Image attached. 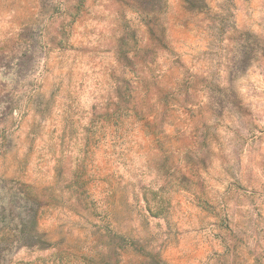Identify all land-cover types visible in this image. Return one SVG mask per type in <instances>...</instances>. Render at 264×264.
<instances>
[{
	"label": "rangeland",
	"instance_id": "1",
	"mask_svg": "<svg viewBox=\"0 0 264 264\" xmlns=\"http://www.w3.org/2000/svg\"><path fill=\"white\" fill-rule=\"evenodd\" d=\"M28 2L35 0H11L13 4ZM60 3L70 7L61 11ZM84 5L85 0H50L41 9L42 14H52L49 26L38 24L35 31L26 27L17 35L27 47L13 45L11 59L0 55V68L6 76L16 64L13 92L20 90L45 34L49 50L67 56L73 64L87 57L83 75L94 77L81 79L63 96L60 88L31 96L28 107L40 123L28 121L23 145L0 135V239L7 232L4 226L36 221L35 235L44 234L45 240L41 246H30L17 264H264V188L247 176L222 184L214 179L212 166L205 161H201L195 191L182 187L181 198L168 204L182 221L175 244L157 250L155 237L149 235L152 225L147 217L158 214L153 210L158 193L148 189L154 180L151 165L158 163L167 175L171 170L166 151L194 146L200 133L196 122L198 92L206 84L203 77L184 80L183 69L193 61L200 62L197 48H210L211 44L196 42L190 34L180 32L176 39L182 47L174 52L176 59L171 66L153 69L147 63L149 45L158 37L148 27L151 21L142 29L126 25L114 41L89 47L92 41L88 35H94L95 30L78 31ZM205 10L210 11L206 0H187L185 12L190 17L201 16ZM64 15L67 21L53 26L56 21L52 17ZM4 16L0 10V31ZM206 19L207 31L215 40L222 45L227 39L232 45L228 81L234 87L264 57V38L246 28L236 29L235 23L229 25L218 17ZM189 23L185 21L181 28L188 29ZM214 58L208 54L207 63ZM59 63H64L63 59ZM113 65L121 66L119 75ZM6 87L0 82V89ZM250 95L248 115H252L253 104L264 107L257 103L259 93L253 90ZM226 102L222 94H210L211 114H216V107L222 111ZM0 104L5 105L0 124L7 125L19 102L11 92H5L0 95ZM28 115L26 111L25 120ZM168 122L190 125L191 130L188 135L161 139V125ZM190 183L193 181L187 176L176 181L179 186ZM12 185L18 187L6 188ZM164 191L162 186L160 192ZM220 193L224 199L218 201ZM141 203L142 210L136 211L133 205ZM26 208L29 214H22ZM8 211L22 216L3 220L2 213ZM134 215L140 218L139 224L131 223Z\"/></svg>",
	"mask_w": 264,
	"mask_h": 264
},
{
	"label": "clouds",
	"instance_id": "2",
	"mask_svg": "<svg viewBox=\"0 0 264 264\" xmlns=\"http://www.w3.org/2000/svg\"><path fill=\"white\" fill-rule=\"evenodd\" d=\"M49 2L50 0H35L34 3L13 4L11 0H0V10L5 12L4 28L0 31V55L11 59L13 45L20 48L27 47L17 35L26 27L31 26L35 31L38 24L44 28L49 26L51 12L42 14L41 11ZM72 2L75 3L76 0ZM206 2L210 11L205 10L201 16L190 17L185 12L187 0H85L83 23L78 26L80 33H84L85 29L95 30L94 35H88V40L92 41L89 47H92L97 42L104 45L109 40L114 41L125 30L126 25L129 28L142 29L145 23L151 21L148 27L153 29L158 37V40H154L149 45L151 54L147 63H150L153 69L171 66L172 61L176 59L174 52L182 47L177 44L176 39L180 32L190 34L196 42L211 44L210 48H197L201 56L200 62L193 61L183 69L184 80L193 81L203 77L206 84V88L198 92L197 107L200 112L196 116V122L200 127V133L194 141V146L188 145L187 148L179 150L173 148L171 151H166L165 154L170 158L171 170L167 175L166 170L160 169L158 163L152 162L151 165L154 180L148 184V189L158 193L153 203V210L158 211V214L156 217L148 216L147 220L152 225L149 235L155 237L153 246L157 250L175 244L177 228L182 229V221L178 218L177 210L169 209L168 204L181 198L182 187L188 188L190 192L195 191L194 182L200 179L201 161L212 166L214 179H219L222 184L230 183L233 178L247 176L254 180L256 185L264 188V107L258 108L253 104L252 115L246 112L249 100L252 98L250 93L253 90L260 94L257 103L264 105V76H261V73H264V57L259 59L258 64L254 63L248 69L249 75L243 80H237L233 87L228 81V57L233 54L229 51L232 45L227 39L222 45L219 44V41L207 31L206 19L207 16L218 17L229 25L235 23L236 29L246 28L264 38V0H206ZM60 7L61 11H64L70 6L60 3ZM52 19L56 21L53 26H58L60 20L67 21V15ZM185 21H190L186 30L181 28ZM47 41V34L40 38L42 47L35 51V60L26 69L19 91L13 92V85L16 83L15 62L10 75L6 76L5 70L0 68V82L7 85L6 88L0 89V95L11 92L19 102L17 109L8 118L9 123L0 124V135L6 134L15 139L17 145H23L28 121L40 123L39 117L35 116L28 107L31 96L37 92L47 93L53 88H60L63 96L65 92L75 89L81 79H94L91 73L87 77L83 75L87 71L84 68V64L88 63L87 57H81L73 64L67 56L54 50L50 51ZM184 47L186 51L187 48ZM208 54L215 56L210 64L207 63ZM60 59H63L64 63H59ZM91 66L89 64V67ZM113 67L119 75L122 71L121 66L113 65ZM72 73L76 75L72 76ZM245 83L247 87H240ZM75 94L73 92V95ZM210 94H222L227 97L226 106L222 111L218 107L214 108L215 115L211 114L209 108ZM4 107V104H0V112ZM26 111L29 113L27 120L24 119ZM13 123L15 127L12 126ZM190 130V125L168 122L161 125L160 136L163 139L181 133L188 135ZM20 151L23 152V147ZM15 154L16 150H13L12 155ZM181 176L189 177L193 183L177 185L176 181ZM162 186L165 187L164 192H160ZM7 187L15 190L18 186ZM223 199L224 195L220 193L217 200ZM261 199H264V196ZM133 207L136 211H141L143 205L141 203ZM139 222L140 218L134 215L131 223L139 224ZM2 236L0 264H17L24 258L23 254L29 251L24 236L15 230L5 232Z\"/></svg>",
	"mask_w": 264,
	"mask_h": 264
},
{
	"label": "trees",
	"instance_id": "3",
	"mask_svg": "<svg viewBox=\"0 0 264 264\" xmlns=\"http://www.w3.org/2000/svg\"><path fill=\"white\" fill-rule=\"evenodd\" d=\"M27 200V198H25ZM24 199V200H25ZM30 209L26 208L22 214L28 213ZM22 214H16L15 211H8L7 213H2V218L3 220H6L8 218H14V216H18L20 217V215L22 216ZM36 221L33 222L31 225H15L13 227H10L8 225L4 226L3 229H5L7 232L15 230L17 232H19L21 235L24 236L26 243L28 244V247L30 246H34V245H39L41 246V244H45V240L44 238V234H36L35 235V229H36Z\"/></svg>",
	"mask_w": 264,
	"mask_h": 264
}]
</instances>
